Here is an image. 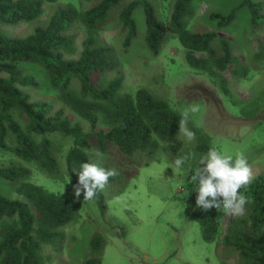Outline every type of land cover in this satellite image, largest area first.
<instances>
[{
	"label": "trees",
	"instance_id": "16d2710c",
	"mask_svg": "<svg viewBox=\"0 0 264 264\" xmlns=\"http://www.w3.org/2000/svg\"><path fill=\"white\" fill-rule=\"evenodd\" d=\"M96 2L90 9H80L73 3L58 5L45 25L37 26L25 37L11 36L1 25L30 24L45 14V6L61 0H0V151L18 160L0 164V179L13 185L17 199L5 197L0 190V264H48L43 249L59 250L64 229L81 217L83 194L76 199L73 185L78 182L74 170L90 162L88 152L93 149L90 139L97 141V150L105 153L114 144L128 158L136 155L146 159L144 165L156 160L160 152L173 161L194 152L199 158L212 145L211 138L196 125L195 147H181L179 134L181 112L167 100L141 88L134 95L124 94L123 75L106 81L105 76L119 71L117 51L102 39L112 12L124 0H80ZM173 5L169 22L163 21L154 0H133L119 14L125 32L123 51L127 52L138 35L135 12L143 10L146 24L145 41L149 51L158 56L170 36L179 39L189 67L207 75L219 87L233 106H240L244 117L264 115V94L251 101L235 97L224 73L230 72L236 81L245 80L250 68L233 55L231 43L216 32L197 33L189 29L194 0H163ZM248 7L253 28L264 27L263 6L253 0H243ZM237 9L228 16L212 14L220 26H228ZM83 34L81 49L78 45ZM220 43L221 53L214 47ZM257 58L264 59V44L259 45ZM203 54L205 57H198ZM32 63L49 73L51 86L58 92L63 105L55 109L47 102H35L22 88L38 89L37 81L27 75L22 64ZM232 66V68H231ZM94 77L100 79L95 82ZM74 81L80 90L73 88ZM66 110L87 122L85 132L74 123ZM57 136V138H51ZM72 139L66 156V173L59 161L63 144L58 138ZM216 148V147H215ZM218 150V149H217ZM235 159V157H233ZM36 167L56 183L66 178L72 191L51 192L29 180ZM188 165H185V169ZM112 177L109 181H115ZM241 193L254 203L247 205L246 216L230 220L222 239L223 247L238 253V264H264V174L255 176L251 185ZM194 195L190 219L199 223L203 239L216 243L220 234L218 211L208 212L196 206ZM222 199V198H221ZM94 201L105 213L106 198L99 194ZM105 238L96 234L91 240V255L81 264H102Z\"/></svg>",
	"mask_w": 264,
	"mask_h": 264
},
{
	"label": "rangeland",
	"instance_id": "374dc122",
	"mask_svg": "<svg viewBox=\"0 0 264 264\" xmlns=\"http://www.w3.org/2000/svg\"><path fill=\"white\" fill-rule=\"evenodd\" d=\"M133 0H124L114 9L102 39L116 51L119 71L105 76L109 81L118 75L125 78L123 93L134 95L141 88L148 89L154 96L167 100L181 113L193 106L198 111L190 113L189 128L196 125L211 138L222 155L236 157L243 153L252 167L253 176L264 174V115L256 118L243 116L240 106H233L230 100L207 75L192 70L187 64L183 47L178 38L170 36L161 53L154 56L148 49L145 36L146 24L142 9L135 12L138 35L130 49L123 51L125 32L119 20L123 7ZM263 6L264 0H253ZM243 0H194V13L189 20V29L197 33L216 32L220 38L231 43L233 55L250 68L245 80L236 81L228 71L224 76L235 97L251 101L264 94V59L257 58L259 45L264 44V27L253 28L251 13ZM73 3L80 9H90L96 2L61 0L59 4L46 5L45 14L30 24L17 26L1 25L2 31L11 36H28L37 26L45 25L58 5ZM159 17L169 22L173 5L163 0H154ZM237 9L234 20L228 26H220L219 20H212V14L228 16ZM83 34L80 32L78 45L81 49ZM214 47L221 53L220 43ZM198 57H205L203 54ZM21 68L39 84L38 89L22 88L35 102H47L55 109L63 108L53 89L48 71L43 67L25 63ZM232 68V66H231ZM95 82L100 79L94 77ZM75 91L80 85L74 81ZM67 115L74 123H80L85 132L89 124L68 110ZM51 138H57L53 136ZM63 144L59 161L66 173V156L72 146V139L58 138ZM93 149L88 152L90 163L100 167L116 169L115 181H109L103 194L106 198L105 213L94 201H85L81 217L67 226L65 239L59 250L46 246L43 254L48 264H81L91 255V240L96 234L105 238L102 264H238V253L222 245V239L230 220L236 217L218 218L220 234L216 243L203 239L199 223L190 219L192 200L198 194L189 183L191 171L175 169L173 159L160 152L156 160L144 165L146 159L136 155L123 156L119 149L110 144L105 153L97 150V141L90 139ZM181 147H195L194 141H187L182 135L176 140ZM18 162L0 151V164ZM30 170L29 180L51 192L72 191L68 178L56 183L36 167L25 164ZM13 185L0 179L1 193L10 199H17ZM222 213L218 212V217ZM246 216V214L244 215ZM1 240V223H0Z\"/></svg>",
	"mask_w": 264,
	"mask_h": 264
},
{
	"label": "clouds",
	"instance_id": "9594fccd",
	"mask_svg": "<svg viewBox=\"0 0 264 264\" xmlns=\"http://www.w3.org/2000/svg\"><path fill=\"white\" fill-rule=\"evenodd\" d=\"M198 110V107L193 106L180 115L179 134L189 142L196 139V133L188 126L190 113ZM185 165H188L185 170L192 172L189 183L198 193L196 206L204 212L215 208L222 213L218 218L242 217L247 212L246 206L254 203L241 193V189L248 188L254 178L252 167L243 153H238L234 159L212 147L199 158L194 152H189L173 161L175 169H184ZM73 172L78 176V182L73 185L74 196L79 199L83 194L84 201L98 199L110 178L119 174L114 168L100 167L90 162L82 163L80 169Z\"/></svg>",
	"mask_w": 264,
	"mask_h": 264
}]
</instances>
